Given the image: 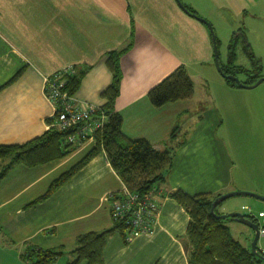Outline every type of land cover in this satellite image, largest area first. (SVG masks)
<instances>
[{"label": "crops", "instance_id": "crops-1", "mask_svg": "<svg viewBox=\"0 0 264 264\" xmlns=\"http://www.w3.org/2000/svg\"><path fill=\"white\" fill-rule=\"evenodd\" d=\"M182 2L209 21V10H217L216 0ZM122 50L114 108L123 117L124 133L177 152L166 182L154 193L160 206L151 232L138 233L129 243L113 233L101 264H189L190 215L169 193L181 189L215 197L239 190L231 188L238 152H226L224 140L215 136L214 112L193 117L194 93L161 106L150 99V90L178 67L189 72V66L215 61L210 28L177 0H0V144L25 143L50 128L55 107L45 77L61 68L88 66L75 97L102 106L114 77L107 54ZM180 133L186 140L175 142ZM95 144L90 139L63 158L34 167L17 163L1 179L0 264H30L23 256L30 244L63 248L55 264H67L79 235L113 227L111 195L126 185L104 151L44 197ZM2 163L0 158V169ZM246 202H222L218 211L242 212L239 206Z\"/></svg>", "mask_w": 264, "mask_h": 264}, {"label": "trees", "instance_id": "trees-1", "mask_svg": "<svg viewBox=\"0 0 264 264\" xmlns=\"http://www.w3.org/2000/svg\"><path fill=\"white\" fill-rule=\"evenodd\" d=\"M186 7L191 13L196 14L191 6L187 5ZM236 44V38H234L229 46L228 63H221L223 71L227 74H236L247 70L245 67L235 64ZM122 52L123 50L120 52L110 51L107 54L106 62L114 77L113 82L103 92L107 100L102 108L107 113L108 119L104 127L94 134L95 146L78 163L57 178L44 197L49 196L94 156L104 151L129 192L138 194L141 199L151 195L160 206V201L156 200L154 193L162 188L166 182L167 172L173 166L174 155L172 150L174 151V148L156 146L145 138L134 139L124 133L123 117L114 108L115 100L120 92L123 74L120 65ZM252 53L249 52L256 66V70L253 71H259L261 68L260 61ZM75 66L76 72L66 76L64 87L71 94L77 92L88 70V66ZM225 79L229 84L237 85L233 80ZM252 82L253 80L246 81L248 84ZM193 93L194 82L186 67L180 66L155 85L150 90L149 96L154 105L161 106L171 101L190 98ZM57 119L58 115L55 113L48 120L50 128L28 142L0 144V158L3 161L0 169V181L17 163H23L29 167L38 166L61 159L78 147L66 142V136L70 131L61 130L56 125ZM124 193V191L112 193L111 197L115 200H123ZM169 196L185 207L190 215L185 241L189 264H262L263 259L233 236L225 220L211 212V205L216 196L214 197L209 193L191 195L181 189L170 192ZM113 211L112 209V213ZM216 211L220 213L218 207ZM245 214L250 218L256 217L252 214ZM125 215L127 218H131L133 213L126 212ZM155 215L156 213H151V223ZM113 217L114 225L112 228L78 236L77 245L71 251L73 259L69 260L67 264H81L83 261H86L87 264L103 263L107 240L115 232L121 234L124 241L129 243L128 236L131 227L127 223V218ZM260 252L264 254L262 250ZM63 254V248H42L31 244L27 245L23 252L24 259L30 264H55L56 260Z\"/></svg>", "mask_w": 264, "mask_h": 264}, {"label": "rangeland", "instance_id": "rangeland-1", "mask_svg": "<svg viewBox=\"0 0 264 264\" xmlns=\"http://www.w3.org/2000/svg\"><path fill=\"white\" fill-rule=\"evenodd\" d=\"M216 2L217 10H209L208 17L212 19L210 22L219 40L220 62L228 63L229 46L236 38L235 64L253 72L256 66L249 54L253 52L260 61L259 73L264 76V0H229L228 4L220 0ZM188 73L194 82L193 117L206 118L214 112L215 136L224 140L226 152H233L234 155L238 152L235 156L237 166L231 173V188L238 187L239 190L264 196V81L254 88L231 85L219 72L215 61L212 65L189 66ZM194 125L189 126L190 133ZM185 137L184 133H180L175 142L186 140ZM172 152H177V149ZM245 201L243 207L239 206L240 210L264 222V216L259 214L264 212V200L238 195L224 202L238 204ZM225 222L231 225L233 236L251 249L253 230L233 220ZM258 248L264 252V234L260 235Z\"/></svg>", "mask_w": 264, "mask_h": 264}, {"label": "built area", "instance_id": "built-area-1", "mask_svg": "<svg viewBox=\"0 0 264 264\" xmlns=\"http://www.w3.org/2000/svg\"><path fill=\"white\" fill-rule=\"evenodd\" d=\"M76 69L75 65H70L47 75L45 92L54 104V114L58 115L56 125L63 131H70L66 136V142L79 146L94 138L95 132L104 127L108 115L101 105L79 100L75 94L64 89L66 76L75 73ZM124 192L123 200H115L112 209L113 216L123 218H127L126 212L133 213L131 218H127V223L131 227L128 240L131 241L138 233L151 232L150 215L157 213L159 204L151 195L141 199L138 194L129 192L127 188ZM260 216H264V212H261Z\"/></svg>", "mask_w": 264, "mask_h": 264}, {"label": "water", "instance_id": "water-1", "mask_svg": "<svg viewBox=\"0 0 264 264\" xmlns=\"http://www.w3.org/2000/svg\"><path fill=\"white\" fill-rule=\"evenodd\" d=\"M177 1L184 10L191 13L187 9L186 5L182 2V0H177ZM191 14H193V13H191ZM193 15L197 16V18L199 20L204 22L210 28L211 33H212L213 44H214L215 64H216L219 72L225 78L233 80L240 87H250V88L257 87L258 85H260L264 81V76H262L255 83L248 84L233 74L225 73L223 71L222 64L220 62V52H219V48H218V40H217V37L215 36L212 23L209 20H207L206 18L198 16L197 14H193ZM238 195L251 196V197H255V198L264 200V196L257 194L255 192L245 191V190H234V191H230V192H227L225 194H221V195L217 196L215 198V200H213V202H212L211 212L221 219L225 220L228 218H232L234 220H237L241 223L248 225L255 233L253 241L251 243V250L258 257H260L261 259L264 260V254H262L258 248V241H259L260 235L262 233V230L264 229V222H262L258 217L250 218V217L246 216L245 213L240 212V211L229 212V213H225V214L217 213V211H216V208L218 207V205L220 203L224 202L225 200H227L233 196H238Z\"/></svg>", "mask_w": 264, "mask_h": 264}, {"label": "flooded vegetation", "instance_id": "flooded-vegetation-1", "mask_svg": "<svg viewBox=\"0 0 264 264\" xmlns=\"http://www.w3.org/2000/svg\"><path fill=\"white\" fill-rule=\"evenodd\" d=\"M259 72L260 71H253L252 72L249 69H247L246 71L237 72L236 74H233V73H228V74H233V75L239 77L244 82H246L248 80H253L252 83H255L260 77H262ZM252 83H249V84H252Z\"/></svg>", "mask_w": 264, "mask_h": 264}]
</instances>
